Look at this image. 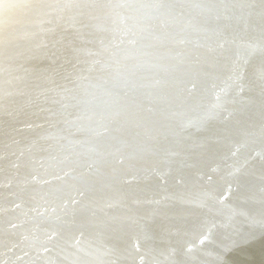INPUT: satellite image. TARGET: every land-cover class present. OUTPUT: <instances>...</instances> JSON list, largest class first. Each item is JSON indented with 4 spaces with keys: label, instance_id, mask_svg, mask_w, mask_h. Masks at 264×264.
I'll list each match as a JSON object with an SVG mask.
<instances>
[{
    "label": "bare ground",
    "instance_id": "obj_1",
    "mask_svg": "<svg viewBox=\"0 0 264 264\" xmlns=\"http://www.w3.org/2000/svg\"><path fill=\"white\" fill-rule=\"evenodd\" d=\"M0 264H264V0H0Z\"/></svg>",
    "mask_w": 264,
    "mask_h": 264
},
{
    "label": "water",
    "instance_id": "obj_2",
    "mask_svg": "<svg viewBox=\"0 0 264 264\" xmlns=\"http://www.w3.org/2000/svg\"><path fill=\"white\" fill-rule=\"evenodd\" d=\"M230 201H233L232 199H230Z\"/></svg>",
    "mask_w": 264,
    "mask_h": 264
},
{
    "label": "rangeland",
    "instance_id": "obj_3",
    "mask_svg": "<svg viewBox=\"0 0 264 264\" xmlns=\"http://www.w3.org/2000/svg\"><path fill=\"white\" fill-rule=\"evenodd\" d=\"M187 20H185L184 22H186Z\"/></svg>",
    "mask_w": 264,
    "mask_h": 264
}]
</instances>
